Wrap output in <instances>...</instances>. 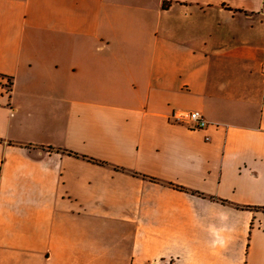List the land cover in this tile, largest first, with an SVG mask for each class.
<instances>
[{"label": "crops", "instance_id": "obj_1", "mask_svg": "<svg viewBox=\"0 0 264 264\" xmlns=\"http://www.w3.org/2000/svg\"><path fill=\"white\" fill-rule=\"evenodd\" d=\"M0 77V264H264V0H0Z\"/></svg>", "mask_w": 264, "mask_h": 264}, {"label": "built area", "instance_id": "obj_2", "mask_svg": "<svg viewBox=\"0 0 264 264\" xmlns=\"http://www.w3.org/2000/svg\"><path fill=\"white\" fill-rule=\"evenodd\" d=\"M0 84L5 91L10 90L8 78L0 77ZM175 123L187 125L191 130H201L207 126V121L203 118L199 111H175L171 117Z\"/></svg>", "mask_w": 264, "mask_h": 264}, {"label": "trees", "instance_id": "obj_3", "mask_svg": "<svg viewBox=\"0 0 264 264\" xmlns=\"http://www.w3.org/2000/svg\"><path fill=\"white\" fill-rule=\"evenodd\" d=\"M3 78H8V77H3ZM8 80H9V85H11V81H10V79L8 78Z\"/></svg>", "mask_w": 264, "mask_h": 264}]
</instances>
